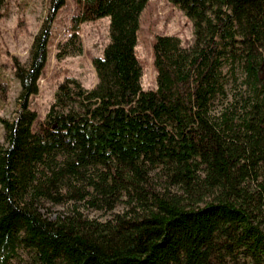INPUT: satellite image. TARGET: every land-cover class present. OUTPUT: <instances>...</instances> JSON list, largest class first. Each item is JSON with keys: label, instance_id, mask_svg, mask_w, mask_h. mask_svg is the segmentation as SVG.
<instances>
[{"label": "trees", "instance_id": "16d2710c", "mask_svg": "<svg viewBox=\"0 0 264 264\" xmlns=\"http://www.w3.org/2000/svg\"><path fill=\"white\" fill-rule=\"evenodd\" d=\"M67 1L50 0L29 64L13 59L0 264H264V0H169L193 21L194 43L155 37L148 90L137 45L150 0H73L70 42L105 16L110 42L93 58L97 84L66 78L42 118L32 97ZM9 88L0 78V109Z\"/></svg>", "mask_w": 264, "mask_h": 264}, {"label": "rangeland", "instance_id": "374dc122", "mask_svg": "<svg viewBox=\"0 0 264 264\" xmlns=\"http://www.w3.org/2000/svg\"><path fill=\"white\" fill-rule=\"evenodd\" d=\"M49 7L50 0H5V15L0 21V78L8 81L10 88L7 101L1 106L0 118L12 121L18 115L20 84L14 76L13 59L17 57L22 64H29L34 37L40 30ZM75 9L74 1L68 0L53 25L48 62L40 79V91L32 97L31 105L42 118L54 100L58 85L66 78H78L87 89H92L98 82L93 58L102 56L110 42V17L105 16L82 24L78 37L70 42L71 17ZM161 34L176 35L181 38L183 46H191L195 38L194 24L169 0H150L141 16L137 45L145 90L157 87L153 43L155 37ZM61 49L67 54L58 57ZM78 49L80 52L74 53ZM0 143L6 145V131L1 121ZM63 209L62 206L48 204L43 212L54 215L56 211ZM124 209L125 205L119 204L114 212H123ZM89 213L101 220L113 216L112 212L91 210ZM22 258L27 259V254L22 253ZM13 264L25 263L15 259Z\"/></svg>", "mask_w": 264, "mask_h": 264}]
</instances>
